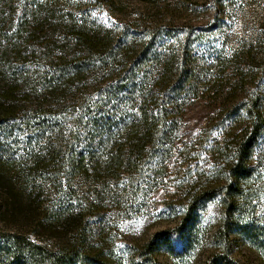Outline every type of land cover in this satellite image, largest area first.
Listing matches in <instances>:
<instances>
[{
	"label": "trees",
	"instance_id": "1",
	"mask_svg": "<svg viewBox=\"0 0 264 264\" xmlns=\"http://www.w3.org/2000/svg\"><path fill=\"white\" fill-rule=\"evenodd\" d=\"M232 1L193 26L110 0H0V264H124L116 229L155 213L147 198L175 222L133 244L140 263L205 226L204 264H244L240 232L264 255V22L207 41Z\"/></svg>",
	"mask_w": 264,
	"mask_h": 264
},
{
	"label": "rangeland",
	"instance_id": "2",
	"mask_svg": "<svg viewBox=\"0 0 264 264\" xmlns=\"http://www.w3.org/2000/svg\"><path fill=\"white\" fill-rule=\"evenodd\" d=\"M116 3V11L111 10L113 14L121 11L125 18L146 17L148 20L172 22L182 24L189 23L193 26H207L213 21L215 11L213 0H110ZM110 4V3H109ZM105 0H99L98 6L102 9L108 7ZM206 6V8H205ZM228 15L225 17L226 25L209 37L208 42L213 46L222 47L225 37L230 38L229 43L235 44L238 41H251L261 28L264 22V0H233L227 6ZM169 10V11H168ZM229 18L231 20H229ZM238 41V42H239ZM261 177L257 182L260 199L264 204V166L261 171ZM157 210L155 213L142 219L126 220L116 233L114 246L111 250L117 259L123 260L124 264H139L140 259L135 255L132 249L136 242L143 243L148 240L154 233L174 225V220L170 214L160 218L159 210H162L160 204L166 201V198H147ZM257 223L264 231V207L256 217ZM128 225V227L126 226ZM199 236L194 242L190 251L182 254L170 255L167 250L162 248L152 259H143L140 264H204L206 258L211 253L210 248V228L205 226L199 229ZM116 232V231H115ZM242 232L236 235L239 242L236 246V257L244 264H264V255L257 248L256 241L242 237Z\"/></svg>",
	"mask_w": 264,
	"mask_h": 264
}]
</instances>
